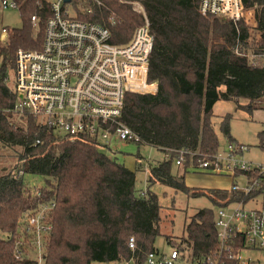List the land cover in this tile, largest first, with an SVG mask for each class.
I'll list each match as a JSON object with an SVG mask.
<instances>
[{
  "label": "trees",
  "instance_id": "obj_1",
  "mask_svg": "<svg viewBox=\"0 0 264 264\" xmlns=\"http://www.w3.org/2000/svg\"><path fill=\"white\" fill-rule=\"evenodd\" d=\"M11 1L22 24L9 36L22 35L39 47L49 0ZM241 1L243 13L235 21L201 15L199 0L142 1L153 35L147 80L156 84V91L127 93L121 116L140 138L138 144L160 152H215L221 143L211 122L214 103L233 101L236 109L251 115L264 99V0ZM73 6L76 18L107 26L115 44L127 42L144 23L142 14L119 0H73ZM10 72L15 74V49L0 46V148H19V163L0 172V264H102L131 258L143 264L146 254L157 250L153 241L161 221V205L151 185L189 190L184 175L173 171L177 153L152 161L146 189L137 190L135 172L95 144L58 138L32 114L16 111L18 96L8 84ZM222 118L220 130L229 137L231 115ZM257 145L264 149V132L258 134ZM25 174L40 176L42 184L29 186ZM212 194L225 197L222 189ZM42 207L40 225L49 228L27 229L26 218ZM215 213L198 209L184 226L185 236L176 241L166 237L167 243L194 257L214 250ZM129 237L134 239L133 251Z\"/></svg>",
  "mask_w": 264,
  "mask_h": 264
},
{
  "label": "built area",
  "instance_id": "obj_2",
  "mask_svg": "<svg viewBox=\"0 0 264 264\" xmlns=\"http://www.w3.org/2000/svg\"><path fill=\"white\" fill-rule=\"evenodd\" d=\"M119 1L142 14L144 23L134 29L127 42L115 44L104 24L69 15L70 9L75 13L73 0H49V16L40 46L32 47L22 35L13 42H17L13 47L16 111L32 114L39 125L50 127L58 138L93 143L99 149L101 141L113 137L141 143L121 116L127 93L156 90V84L147 80L153 35L143 0ZM0 4L3 8H17L11 0H2ZM198 11L203 16L235 21L242 16V1L199 0ZM31 22L36 25L35 15ZM247 150L246 145L236 142H227L211 153L187 148L161 150L163 159L177 153L176 166L188 164L195 170L223 176L228 184L223 189L225 197L214 198L219 205L215 213L214 250L198 257L175 247L169 252L152 250L143 264H264V163L248 160L244 155ZM136 161L149 175L152 161ZM34 215L26 218L27 229L49 228L40 225L43 208ZM134 246L133 237H129L131 251ZM111 264L136 263L131 258Z\"/></svg>",
  "mask_w": 264,
  "mask_h": 264
},
{
  "label": "rangeland",
  "instance_id": "obj_3",
  "mask_svg": "<svg viewBox=\"0 0 264 264\" xmlns=\"http://www.w3.org/2000/svg\"><path fill=\"white\" fill-rule=\"evenodd\" d=\"M69 15L74 16V11L70 9ZM21 24L22 20L17 8H3L0 4V37L2 33L19 28ZM5 38L4 40L0 38L1 42L8 41ZM252 38L255 42L258 40L255 32H252ZM11 39H13L11 44L0 42V46L13 48L17 45V42L13 44L14 38ZM9 79L8 84L14 88V72H10ZM240 104L244 105L245 100H240ZM257 104V108L249 115L244 110L236 109V104L233 101L219 100L212 107L211 122L221 146L225 145L228 142L227 140L231 139L238 144H243L248 147V150L244 152L248 160L264 163V149L257 145L258 134L264 132V99H261ZM226 114L231 115L228 123L229 137H225L220 130V122ZM100 143L102 145L100 150L103 153L135 172V188L137 190H145L148 174L136 159L159 161L162 159L160 150L149 145L125 142L115 137L107 141L103 140ZM18 150L19 148L17 147L0 148V172L5 168L10 169L17 163ZM173 171L178 172L176 166L173 167ZM24 180L31 187L41 185L43 182L40 176L31 174H25ZM184 182L189 188L187 192L176 191L158 183L150 187L157 195L158 202L161 205L159 234L153 241V247L161 252H169L172 248L167 243L166 237H170L171 240L176 241L180 237L185 236L184 226L198 209L210 208L213 211L217 210L218 205L214 204L212 199L216 201L214 198L218 197L215 196L212 198L208 194H212V190H223L228 184L227 179L223 176L192 170H188L184 174ZM196 191L197 193L193 194ZM231 208L229 206L228 210ZM38 216L39 214L36 215V217ZM258 253L255 252L254 254L257 255ZM247 256H249V253H247ZM102 264L111 263L107 262Z\"/></svg>",
  "mask_w": 264,
  "mask_h": 264
},
{
  "label": "crops",
  "instance_id": "obj_4",
  "mask_svg": "<svg viewBox=\"0 0 264 264\" xmlns=\"http://www.w3.org/2000/svg\"><path fill=\"white\" fill-rule=\"evenodd\" d=\"M7 38L8 39V41H2L1 42V40H4V38ZM1 40H0V42L1 43H4V44H11L12 43V40L13 39H11L10 37H9V35L7 34V32H4V33H2L1 34ZM5 38V39H6ZM14 42V41H13ZM156 91V90H155ZM162 159H163V157H162ZM177 167V169H178V172H176L177 173V175H184L188 170L190 171V170H192V171H197V172H202V171H199V170H195V169H193V168H190V167H179V166H176ZM187 170V171H186ZM204 173V172H203ZM209 184V183H208Z\"/></svg>",
  "mask_w": 264,
  "mask_h": 264
},
{
  "label": "water",
  "instance_id": "obj_5",
  "mask_svg": "<svg viewBox=\"0 0 264 264\" xmlns=\"http://www.w3.org/2000/svg\"><path fill=\"white\" fill-rule=\"evenodd\" d=\"M65 1H67V0H65Z\"/></svg>",
  "mask_w": 264,
  "mask_h": 264
}]
</instances>
